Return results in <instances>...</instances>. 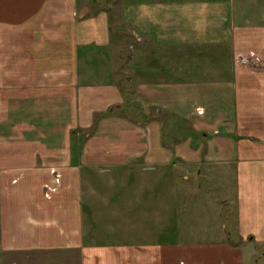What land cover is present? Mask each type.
Instances as JSON below:
<instances>
[{
	"label": "crops",
	"instance_id": "crops-1",
	"mask_svg": "<svg viewBox=\"0 0 264 264\" xmlns=\"http://www.w3.org/2000/svg\"><path fill=\"white\" fill-rule=\"evenodd\" d=\"M100 1L0 0V262L264 264V0Z\"/></svg>",
	"mask_w": 264,
	"mask_h": 264
},
{
	"label": "rangeland",
	"instance_id": "rangeland-1",
	"mask_svg": "<svg viewBox=\"0 0 264 264\" xmlns=\"http://www.w3.org/2000/svg\"><path fill=\"white\" fill-rule=\"evenodd\" d=\"M114 1L116 0H109V6H112V8L114 9L115 5H112L113 3H115ZM262 1V0H261ZM105 0H101L99 4H104ZM264 3V2H262ZM131 51V49H123L121 53V55H123V58H126L127 52ZM251 66H253L250 62L248 63ZM259 67H262L261 65H258ZM253 67H257V66H253ZM263 68V67H262ZM167 136V135H166ZM103 181L105 182L107 178H102ZM54 181H56V178H53ZM203 181V182H202ZM200 181L201 184H205V186L207 187L208 184L205 183V179ZM226 184L229 183L230 184V180L229 178L225 179ZM102 183V181H101ZM50 185H46L44 187L45 192L44 194H46L47 191H50L53 187H49ZM211 187L212 190H209L210 193L213 195L210 196V198L214 199L215 197H218L220 194L219 192L222 191L224 189V186L220 184L219 187H215L213 186H208ZM48 194V193H47ZM221 205L220 200L217 202L216 207L212 206H207V208L205 209L206 212V216H202L203 218H208L207 221L208 224L201 225H194L195 228H201L204 229L205 231H200L199 233H197V236L200 237V239H202L201 237L206 236L207 231L210 230V232H215L217 233V231L219 230V225H220V221L221 219L218 217L217 213H215L214 211L216 209H219ZM220 210V209H219ZM99 223V227L101 228L103 226L106 227V223H105V219H101L98 220ZM77 252L72 251V250H56V251H39L37 253H22V254H3V258L1 259V264H78V257H77Z\"/></svg>",
	"mask_w": 264,
	"mask_h": 264
},
{
	"label": "built area",
	"instance_id": "built-area-1",
	"mask_svg": "<svg viewBox=\"0 0 264 264\" xmlns=\"http://www.w3.org/2000/svg\"><path fill=\"white\" fill-rule=\"evenodd\" d=\"M243 61H246V62H251L253 63L252 65L253 66H258V59L256 57H252V58H242Z\"/></svg>",
	"mask_w": 264,
	"mask_h": 264
}]
</instances>
